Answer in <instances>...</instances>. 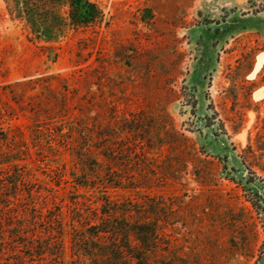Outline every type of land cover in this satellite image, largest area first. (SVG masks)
<instances>
[{
	"label": "rangeland",
	"instance_id": "rangeland-1",
	"mask_svg": "<svg viewBox=\"0 0 264 264\" xmlns=\"http://www.w3.org/2000/svg\"><path fill=\"white\" fill-rule=\"evenodd\" d=\"M88 1L103 18L74 29L67 0H0V148L18 136L33 196L16 212L67 223L91 140L157 229L150 264H264V0ZM64 239L33 264H87Z\"/></svg>",
	"mask_w": 264,
	"mask_h": 264
},
{
	"label": "trees",
	"instance_id": "trees-1",
	"mask_svg": "<svg viewBox=\"0 0 264 264\" xmlns=\"http://www.w3.org/2000/svg\"><path fill=\"white\" fill-rule=\"evenodd\" d=\"M67 2L72 28H87L101 22L103 13L96 4L88 0ZM58 134L66 138L64 145L71 146L67 133L60 130ZM7 135L4 132L1 138L8 143L7 150L0 148V165L7 166L0 167V254L9 252L6 264H33L34 258L43 260L45 255L58 258L64 253L66 236L71 256L81 262L150 264L149 258L156 252V227L148 217L140 220V212L134 204L121 202L113 195L124 188L118 173L117 149L109 153L105 145H95L85 136L88 141L73 152L77 162L69 172L73 189L82 193H74L72 197L68 222L64 221L60 207L43 215L32 205L27 224L16 212L13 200L17 201V196L25 189L28 199H33L32 186L26 179L24 167L15 163L23 153L15 147L18 136L7 141ZM98 136L100 141L106 137L104 134ZM142 152L144 156L146 152ZM142 214L146 215L147 211Z\"/></svg>",
	"mask_w": 264,
	"mask_h": 264
}]
</instances>
